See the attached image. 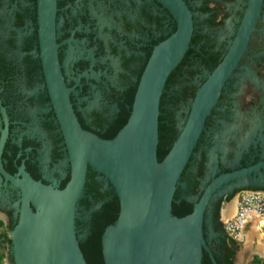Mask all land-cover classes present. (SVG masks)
I'll return each instance as SVG.
<instances>
[{
  "label": "flooded vegetation",
  "instance_id": "af4514ba",
  "mask_svg": "<svg viewBox=\"0 0 264 264\" xmlns=\"http://www.w3.org/2000/svg\"><path fill=\"white\" fill-rule=\"evenodd\" d=\"M37 1L0 0V166L10 176L23 170L36 182L61 188L69 179L70 164L42 72ZM182 1L191 14L192 34L172 71L181 75L164 91L177 103L159 105V114L161 109L171 113L176 131L188 101L228 52L249 0ZM55 6L57 56L71 88V105L80 127L99 137L122 112L130 114L128 102L130 97L133 102L147 60L175 32L176 21L156 0H56ZM204 127L175 189L179 200H196L213 178L264 161V1L246 50ZM260 175L264 178V169ZM91 179L86 183L93 181L101 194L112 189L96 173ZM236 184L216 191L204 213L201 231L211 255L227 237L224 215L234 210L228 201L242 190L264 192L263 182L243 189ZM93 194L85 188L81 199L87 202L78 203L75 226L82 238L93 214L107 201L95 200ZM19 198V190L0 173V214L6 218L0 219L1 229L8 234V215L16 224ZM5 245L2 263L13 264L11 244Z\"/></svg>",
  "mask_w": 264,
  "mask_h": 264
},
{
  "label": "water",
  "instance_id": "95a60500",
  "mask_svg": "<svg viewBox=\"0 0 264 264\" xmlns=\"http://www.w3.org/2000/svg\"><path fill=\"white\" fill-rule=\"evenodd\" d=\"M176 21V30L152 51L138 81L126 124L111 140L84 131L75 116L58 61L56 0L37 1L39 57L53 112L70 164L62 188L34 181L23 170L0 173L19 190L17 222L10 230L13 264H86L75 226L88 169L104 178L119 203V214L101 235L103 264H201L204 252L216 264L202 237L206 208L219 189L264 183V161L213 178L186 216L171 214L180 176L204 131L227 79L246 50L264 0H249L228 52L188 101L185 119L168 152L157 159L159 103L165 82L181 62L192 34V18L182 0H156ZM1 149V146H0ZM250 175L259 178L249 180ZM96 206L95 208H97ZM0 219L6 218L0 214Z\"/></svg>",
  "mask_w": 264,
  "mask_h": 264
},
{
  "label": "trees",
  "instance_id": "16d2710c",
  "mask_svg": "<svg viewBox=\"0 0 264 264\" xmlns=\"http://www.w3.org/2000/svg\"><path fill=\"white\" fill-rule=\"evenodd\" d=\"M185 60V59H184ZM183 60V61H184ZM207 63L206 61H204ZM216 62H214L212 65H215ZM177 71V70H176ZM172 72L170 76L168 77L164 91L166 90L167 86L174 81V78L181 75V73L178 72ZM185 94H187L185 90ZM129 109L131 108L132 98L130 97L129 100ZM177 103V99L174 97H166V93H162L160 98V107L171 105L174 106ZM123 113V117L118 120L109 131L104 135H98L100 139L103 140H111L113 139L118 131L126 124L128 121V118L130 116L129 113ZM173 120L171 117V113H164V109L160 110V114L158 117V144H157V159L160 162L166 153L168 152L172 142L175 140L178 131H176L173 128ZM98 137V138H99ZM89 172H87L86 178L91 179L92 176L95 174L93 171L88 169ZM92 180V179H91ZM63 186L61 185V188ZM85 188L90 193L93 194V198L95 200H104L107 201L104 202V204L101 206V209L94 213L92 222L90 224V230L86 237L79 240V248L82 252V255L84 257V260L86 264H103L102 260V254H101V235L104 231V229L112 225L115 220L118 217L119 214V203L118 199L113 191V189H110L109 192H106L105 194L99 193L97 189V185L91 181V183H85ZM231 198V196H228L226 198V201H228ZM174 201L171 203V214L177 218H181L183 216H186L189 214L192 210L193 203H190L186 200H179L177 195L173 196ZM82 200V199H81ZM82 202H87L85 199L82 200ZM218 216L219 213V207L216 209ZM3 225L2 221H0V227ZM15 225V222L11 219L10 215H8V223H7V230H11L13 226ZM221 226V224H218ZM218 226V227H219ZM0 238L2 240L10 245V240L6 237L4 238L3 232L0 233ZM237 250V246L234 240L223 238L221 245L216 252L213 253V258L216 262V264H234L233 257ZM11 260V259H10ZM201 264H211L210 258L208 255L204 252L201 260Z\"/></svg>",
  "mask_w": 264,
  "mask_h": 264
},
{
  "label": "built area",
  "instance_id": "2783aa9c",
  "mask_svg": "<svg viewBox=\"0 0 264 264\" xmlns=\"http://www.w3.org/2000/svg\"><path fill=\"white\" fill-rule=\"evenodd\" d=\"M254 220H256L258 232L264 235V192L242 190L238 193L235 212L223 221L225 235L234 241L241 240L245 229L251 226ZM5 244L0 238V264H2L1 254L4 253Z\"/></svg>",
  "mask_w": 264,
  "mask_h": 264
},
{
  "label": "rangeland",
  "instance_id": "374dc122",
  "mask_svg": "<svg viewBox=\"0 0 264 264\" xmlns=\"http://www.w3.org/2000/svg\"><path fill=\"white\" fill-rule=\"evenodd\" d=\"M238 194L234 195L229 201L228 204L235 205ZM224 209L222 210V213ZM233 212V211H231ZM233 214V213H230ZM228 217L224 215V218ZM256 220L252 222L251 226H247L243 233V238L236 242L237 250L235 252V256L233 258L234 264H264V255L262 253V248L264 247V235L261 233L262 239L259 238L258 232L256 230ZM255 223V224H254ZM3 226L0 227V231L3 232ZM255 234L252 235L251 242L247 243V235L250 232ZM4 238H6L9 234L7 232H3ZM260 246V250H256L257 246ZM3 257V256H2ZM2 264H7L6 260L3 261Z\"/></svg>",
  "mask_w": 264,
  "mask_h": 264
},
{
  "label": "bare ground",
  "instance_id": "6f19581e",
  "mask_svg": "<svg viewBox=\"0 0 264 264\" xmlns=\"http://www.w3.org/2000/svg\"><path fill=\"white\" fill-rule=\"evenodd\" d=\"M233 207H234V210H233V212H231V213H234V212H235V205H233ZM226 211H229L228 208H227ZM229 216H232V214L228 215V217H229ZM257 221H258V220H257ZM255 222H256V221H255ZM254 224H255V223H254ZM255 225L257 226V223H256ZM257 228H258V227H256V230H257ZM257 232H258V230H257ZM253 234H255L254 231L248 233V235H247V243L251 242V239H252L251 237H252ZM258 235H259V238L262 239V236H263V235H262L261 233H259V232H258ZM262 249H263V250H262V253H261V254L264 255V247H263ZM256 250H260V246H259V245L256 247Z\"/></svg>",
  "mask_w": 264,
  "mask_h": 264
}]
</instances>
